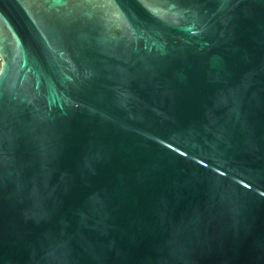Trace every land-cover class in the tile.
Returning <instances> with one entry per match:
<instances>
[{
	"label": "water",
	"instance_id": "1",
	"mask_svg": "<svg viewBox=\"0 0 264 264\" xmlns=\"http://www.w3.org/2000/svg\"><path fill=\"white\" fill-rule=\"evenodd\" d=\"M0 264H264V0H0Z\"/></svg>",
	"mask_w": 264,
	"mask_h": 264
},
{
	"label": "trees",
	"instance_id": "2",
	"mask_svg": "<svg viewBox=\"0 0 264 264\" xmlns=\"http://www.w3.org/2000/svg\"><path fill=\"white\" fill-rule=\"evenodd\" d=\"M2 60L0 59V70H1Z\"/></svg>",
	"mask_w": 264,
	"mask_h": 264
}]
</instances>
